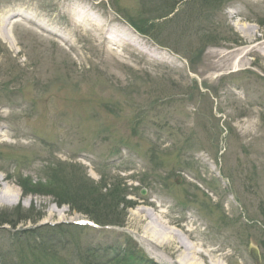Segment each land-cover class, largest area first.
<instances>
[{
    "label": "rangeland",
    "instance_id": "obj_1",
    "mask_svg": "<svg viewBox=\"0 0 264 264\" xmlns=\"http://www.w3.org/2000/svg\"><path fill=\"white\" fill-rule=\"evenodd\" d=\"M59 167L73 195L125 185L128 206L98 217L159 264H180L188 243L201 264H264V0H0V188L12 193L0 213L95 219L24 194L25 175ZM25 224L0 225V264L35 262L18 243ZM70 229L43 233L56 240L33 253L78 264L80 245L125 242Z\"/></svg>",
    "mask_w": 264,
    "mask_h": 264
},
{
    "label": "trees",
    "instance_id": "obj_2",
    "mask_svg": "<svg viewBox=\"0 0 264 264\" xmlns=\"http://www.w3.org/2000/svg\"><path fill=\"white\" fill-rule=\"evenodd\" d=\"M130 23L136 25L135 23ZM60 175H62L61 167L55 171L46 172V177L41 178L38 181H35L31 176H24V178L20 177L23 179L21 183L24 194L29 195L32 193L54 195L57 198V203H59V205L69 203L87 215L95 217V220L102 224H105L107 221L103 222L102 220L104 219H99L98 216H100L101 213L100 215L97 214L96 211H100L98 208L102 206V211L104 210V207L112 209V205L116 207H120L122 205V208H126L130 202L126 198L128 194L126 192V186H123L118 180H114L110 184L104 180L105 182L100 185L101 189H97V186L92 185L91 188H94V191L97 190V195L90 187L89 189H81L83 186H79L76 189V195H73L71 190H73L72 188L75 184L68 181V176L64 180L65 175ZM104 188L106 189V192H103ZM90 190L92 191L91 193ZM85 205H91V207L85 208L83 207ZM31 208L32 207H30V209ZM90 208L91 210H89ZM24 209V207L22 208L21 206H16L13 209L2 210L0 215H6L7 219H0V225L9 224L15 229L20 223L25 224L28 221L37 223L43 217L42 214L35 216L33 213L22 216ZM107 212L108 211L105 212V215H107ZM14 215L17 216L15 220L9 218ZM70 228L83 229V227L70 224L60 225L57 227L46 225L36 227L34 229H21L20 232L17 233L18 243H22L24 251L21 252L20 250V252L24 253L30 251L31 254L36 255V260L33 264H47V260L43 257V255L41 256L36 251L33 253L34 248L45 251L46 248H48L56 240L54 236H51L49 238L50 242L47 243L45 239L42 238L43 233L50 230H59L65 231L66 235L69 236L74 231ZM11 237L14 238V236ZM124 238L127 244L122 246V248L118 244L105 245L104 243H98L94 245L87 244V247L80 245L78 246L79 249H73L72 251L77 253L76 261L78 264H154V262L142 252L137 243L129 235L124 234ZM39 239L40 241L37 243ZM18 243L14 244L17 245ZM71 255L74 256L72 252ZM71 258L72 257H69L67 261L68 264H71ZM53 262V264H58L56 261ZM62 262H65V260Z\"/></svg>",
    "mask_w": 264,
    "mask_h": 264
},
{
    "label": "bare ground",
    "instance_id": "obj_3",
    "mask_svg": "<svg viewBox=\"0 0 264 264\" xmlns=\"http://www.w3.org/2000/svg\"><path fill=\"white\" fill-rule=\"evenodd\" d=\"M74 12V11H73ZM73 12H71V14H72V16H73V19H74V22L76 23L77 22V20H76V17H75V13H73ZM130 30V32L128 33L127 32V34H128V36H132V30L131 29H129ZM108 32H110L109 30H108ZM115 36H116V38H118V33H115ZM132 38V37H131ZM130 38V39H131ZM131 41V40H130ZM133 46L134 47H137V45L136 44H133ZM234 66H236V67H238V65L237 64H234ZM0 180H5V178L3 179V178H1V176H0ZM11 190L10 189H8V191H6L4 188H0V201H4V199H8L9 197H11ZM140 212V210H138L136 213H139ZM76 220H78V219H76ZM165 231H166V240L165 241H174V240H176L177 239V234H176V232L178 231V232H181V231H179L178 229H176V228H172V227H167L166 226V229H165ZM155 233H156V231H155ZM161 233L163 234V231L161 230ZM146 237V234H144L143 236H141L140 238H141V241H143V239H146L145 238ZM187 246H188V250L190 251V253L189 254H185V256H182L181 257V260H179V263L180 264H201V262L199 261V259H197V257H196V255L195 254H197V252L198 253H200V250H199V248L197 247V245L195 244V245H190L189 243L188 244H186ZM182 247H184L182 244H180L179 243V245H177V249H178V251H180V249L182 248ZM176 249V250H177ZM208 262V261H207ZM209 262H211V261H209Z\"/></svg>",
    "mask_w": 264,
    "mask_h": 264
},
{
    "label": "water",
    "instance_id": "obj_4",
    "mask_svg": "<svg viewBox=\"0 0 264 264\" xmlns=\"http://www.w3.org/2000/svg\"><path fill=\"white\" fill-rule=\"evenodd\" d=\"M251 252L253 253L254 257L258 260V259H259L258 251H255V250L252 248V249H251Z\"/></svg>",
    "mask_w": 264,
    "mask_h": 264
}]
</instances>
